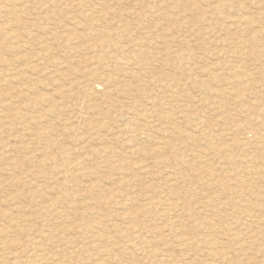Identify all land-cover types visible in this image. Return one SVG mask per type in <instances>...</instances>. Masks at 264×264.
I'll return each mask as SVG.
<instances>
[{
	"label": "rangeland",
	"instance_id": "obj_1",
	"mask_svg": "<svg viewBox=\"0 0 264 264\" xmlns=\"http://www.w3.org/2000/svg\"><path fill=\"white\" fill-rule=\"evenodd\" d=\"M257 134L264 0H0V264H264Z\"/></svg>",
	"mask_w": 264,
	"mask_h": 264
},
{
	"label": "bare ground",
	"instance_id": "obj_2",
	"mask_svg": "<svg viewBox=\"0 0 264 264\" xmlns=\"http://www.w3.org/2000/svg\"><path fill=\"white\" fill-rule=\"evenodd\" d=\"M175 1V0H174ZM183 2V1H182ZM9 7V6H8ZM106 8V7H105ZM7 11V10H6ZM97 11V10H96ZM260 13H262V12H260ZM92 15V14H91ZM97 15H99V14H97ZM108 18V17H107ZM253 21V20H252ZM107 22V21H106ZM254 22V21H253ZM22 24V23H21ZM25 25V24H24ZM30 26V25H29ZM22 27V26H21ZM95 27V26H94ZM106 29H108V28H106ZM18 30V29H17ZM99 30V29H98ZM107 32H109V31H107ZM261 36V35H260ZM112 37V36H111ZM240 44V43H239ZM111 46V45H110ZM15 49V48H14ZM104 49V48H103ZM136 51V50H135ZM139 51V50H138ZM138 53V52H137ZM142 53V52H141ZM104 54V53H103ZM142 55V54H141ZM42 56V55H41ZM129 57V56H128ZM256 57V56H255ZM43 58H44V56H43ZM39 59V58H38ZM50 59V58H49ZM140 59V58H139ZM4 60V59H3ZM153 63V62H152ZM184 63V62H183ZM245 64V63H244ZM125 65V64H124ZM189 65V64H188ZM220 65H222V64H220ZM124 67V66H123ZM189 67V66H188ZM191 67V66H190ZM35 68V67H34ZM221 69V68H220ZM144 70V69H143ZM216 70V69H215ZM130 71H132V70H130ZM140 71V70H139ZM234 71V70H233ZM236 71H238L237 69H236ZM257 71V70H256ZM136 72V71H135ZM145 72V71H144ZM133 73H134V71H133ZM213 73V72H212ZM211 73V74H212ZM235 73V72H234ZM104 74V73H103ZM214 74V73H213ZM108 75V74H107ZM114 75H116V74H114ZM147 75V74H146ZM224 75V74H223ZM237 75H239L240 76V74H237ZM238 76V77H239ZM134 77V76H133ZM247 77V76H246ZM152 78V77H151ZM249 78V77H248ZM255 78V77H254ZM105 79H107V78H105ZM138 79V78H137ZM197 79V78H196ZM239 79V78H238ZM116 80V79H115ZM157 80V79H156ZM233 80H235V79H233ZM237 80V79H236ZM241 80V79H240ZM239 80V81H240ZM248 80V79H247ZM250 81H251V79H249ZM255 80V79H254ZM146 81V80H145ZM243 81V80H242ZM241 81V82H242ZM181 82V81H180ZM240 83V82H239ZM238 83V84H239ZM93 84V83H92ZM113 84V83H112ZM144 84V83H143ZM235 84V83H234ZM237 84V83H236ZM237 84V85H238ZM242 84V83H241ZM233 85V84H232ZM232 85H230V86H232ZM113 86V85H112ZM239 86V85H238ZM185 87V86H184ZM225 87V86H224ZM241 87V86H240ZM205 88V87H204ZM233 88H234V86H233ZM248 88V87H247ZM202 89V88H201ZM237 88H235V90H236ZM239 89V88H238ZM237 89V90H238ZM27 90V89H26ZM141 90V89H140ZM165 90V89H164ZM235 90H233V91H235ZM237 90H236V96H239V94L238 93H240V92H237ZM120 91V90H119ZM144 91V90H143ZM159 91V90H158ZM179 91V90H178ZM232 91V92H233ZM243 91V90H242ZM241 91V92H242ZM93 92V91H92ZM140 92V91H139ZM167 92V91H166ZM231 92V93H232ZM244 92V91H243ZM257 92V91H256ZM112 93V92H111ZM223 93H225V92H222V91H220V93H219V99H223V95H225V94H223ZM100 94V93H99ZM126 94V93H125ZM167 94V93H166ZM241 94V93H240ZM142 96V95H141ZM203 96V95H202ZM233 96V95H232ZM17 97V96H16ZM106 97V96H105ZM114 97V96H113ZM122 97V96H121ZM190 97V96H189ZM205 97V96H204ZM169 98H171V97H169ZM98 100V99H97ZM145 100V99H144ZM201 100V99H200ZM95 101V100H94ZM110 101V100H109ZM155 101V100H154ZM216 101V100H215ZM220 101V100H219ZM110 102H112V101H110ZM151 102V101H150ZM196 102V101H195ZM223 102V101H222ZM144 103V102H143ZM105 104V103H104ZM128 104V103H127ZM130 104V103H129ZM137 104V103H136ZM140 104V103H139ZM177 104V103H176ZM251 104V103H250ZM116 105V104H115ZM114 105V106H115ZM144 105V104H143ZM97 106V105H96ZM179 106V105H178ZM224 106V105H223ZM242 106V105H241ZM9 107V106H8ZM245 107V106H244ZM92 108V107H91ZM128 108V107H127ZM130 108V107H129ZM175 108V107H174ZM10 109V108H9ZM109 109V108H108ZM148 109H149V107H148ZM138 110H139V108H138ZM147 110V109H146ZM155 110V109H154ZM196 110V109H195ZM227 110V109H226ZM144 111V110H143ZM168 111V110H167ZM257 111V110H256ZM94 112V111H93ZM241 112H243V111H241ZM149 113V112H148ZM163 113V112H162ZM222 113V112H221ZM236 113V112H235ZM246 113V112H245ZM149 114H151V113H149ZM199 114V113H198ZM220 114V113H219ZM257 114V113H256ZM59 115V114H58ZM129 115V114H128ZM155 115V114H154ZM129 116H131V115H129ZM139 116V115H138ZM218 116V115H217ZM245 116V115H244ZM153 117V116H152ZM203 117V116H202ZM211 117V116H210ZM235 117H238V116H235ZM262 117V116H261ZM133 118V117H132ZM171 118V117H170ZM175 118V117H174ZM186 118V117H185ZM207 118V117H206ZM217 118V117H216ZM259 118H260V116H259ZM100 119V118H99ZM120 119V118H119ZM187 119V118H186ZM222 119V118H221ZM160 120V119H159ZM263 120V119H262ZM141 121V120H140ZM203 121V120H202ZM239 121V120H238ZM250 121V120H249ZM148 122V121H147ZM186 122V121H185ZM225 122V121H224ZM230 122V121H229ZM132 123V122H131ZM153 123V122H152ZM221 123V122H220ZM226 123V122H225ZM177 124V123H176ZM197 124V123H196ZM215 124V123H214ZM234 124V123H233ZM137 125V124H136ZM183 125V124H182ZM216 125V124H215ZM228 125V124H227ZM245 125V124H244ZM138 126V125H137ZM218 126V125H217ZM224 126H226V125H224ZM243 126V125H242ZM69 127V126H68ZM136 127V126H135ZM143 127V126H142ZM183 127V126H182ZM197 127V126H196ZM250 127V126H249ZM133 128V127H132ZM218 128V127H217ZM222 129V128H221ZM244 129V128H243ZM106 130V129H105ZM163 130H166V129H163ZM171 130V129H170ZM178 130V129H177ZM179 130H180V128H179ZM197 130V129H196ZM183 131V130H182ZM221 131V130H220ZM241 131V130H240ZM253 131V130H252ZM81 132V131H80ZM136 132V131H135ZM147 132V131H146ZM145 132V133H146ZM185 132V131H184ZM92 133V132H91ZM148 133V132H147ZM152 133V132H151ZM169 133V132H168ZM136 134V133H135ZM167 134V133H166ZM194 134H196V133H194ZM177 135H178V133H177ZM208 135V134H207ZM230 135V134H229ZM159 136V135H158ZM193 136V135H192ZM256 136H258V134L256 135ZM259 136H261L260 138H259ZM258 136V138H259V140L260 141H264V137H262V135L260 134ZM136 137H137V135H136ZM174 137V136H173ZM132 138V137H131ZM166 138V137H165ZM177 138V137H176ZM206 138V137H205ZM214 138V137H213ZM81 139V138H80ZM79 139V140H80ZM159 139V138H158ZM257 139V138H256ZM255 139V140H256ZM133 140V139H132ZM173 140V139H172ZM222 140V139H221ZM126 141V140H125ZM194 141V140H193ZM259 141V142H260ZM155 142V141H154ZM209 142V141H208ZM242 142H244V141H242ZM256 143V142H255ZM79 144V143H78ZM214 144V143H213ZM223 145V144H222ZM133 146V145H132ZM210 146V145H209ZM213 146V145H212ZM9 147V146H8ZM129 147V146H128ZM245 147V146H244ZM83 148V147H82ZM92 148V147H91ZM213 148V147H212ZM211 148V149H212ZM139 149V148H138ZM172 149V148H171ZM170 149V150H171ZM141 150V149H140ZM162 150V149H161ZM264 150V149H263ZM262 150H260V152H261ZM11 152V151H10ZM66 152V151H65ZM140 152V151H139ZM192 152V151H191ZM215 152V151H214ZM17 153V152H16ZM88 153V152H87ZM264 153V152H263ZM64 154V153H63ZM105 154V153H104ZM200 155V154H199ZM258 155V154H257ZM202 156V155H201ZM261 156V155H260ZM63 157V156H62ZM67 157V156H66ZM190 157V156H189ZM258 157V156H257ZM254 158H256V157H254ZM3 159V158H2ZM184 160V159H183ZM232 160V159H231ZM248 161V160H247ZM184 162V161H183ZM188 162V161H187ZM249 162V161H248ZM247 162V163H248ZM250 162H252V161H250ZM52 163V162H51ZM77 163V162H76ZM84 163V162H83ZM246 163V164H247ZM254 163V162H253ZM252 163H250L249 165H251ZM81 165V164H80ZM255 165V164H254ZM58 166V165H57ZM186 166V165H185ZM253 166V165H252ZM251 166V167H252ZM70 167V166H69ZM124 167V166H123ZM181 167V166H180ZM258 167V166H257ZM260 167V166H259ZM73 168V167H72ZM84 168V167H83ZM253 168V167H252ZM252 168H250L251 170H252ZM179 169V168H178ZM88 170V169H87ZM123 170V169H122ZM217 172H218V170H217ZM12 173V172H11ZM80 173V172H79ZM96 175V174H95ZM55 176V175H54ZM84 176V175H83ZM73 177V176H72ZM71 178V177H70ZM111 178H113V177H111ZM186 180V179H185ZM246 181V180H245ZM69 183V182H68ZM177 183V182H176ZM59 184V183H58ZM19 185V184H18ZM223 186V185H222ZM15 187V186H14ZM67 187V186H66ZM69 188V187H68ZM53 191V190H52ZM262 191V190H261ZM233 192V191H232ZM54 193V192H53ZM78 193V192H77ZM246 194V193H245ZM157 195V194H156ZM44 196H46V195H44ZM54 196V195H53ZM150 196V195H149ZM175 197V196H174ZM33 198V197H32ZM146 198V197H145ZM255 198V197H254ZM50 200V199H49ZM176 200V199H175ZM245 200V199H244ZM109 201V200H108ZM69 202V201H68ZM253 202V201H252ZM218 203V202H217ZM162 204V203H161ZM237 204V203H236ZM62 205V204H61ZM221 205V204H220ZM247 205V204H246ZM54 206V205H53ZM134 206V205H133ZM203 206V205H202ZM254 206V205H253ZM76 209V208H75ZM149 209H151V208H149ZM246 209V208H245ZM254 209H256V208H254ZM226 210V209H225ZM184 211V210H183ZM262 212V211H261ZM241 215V214H240ZM58 219V218H57ZM245 220V219H244ZM51 221V220H50ZM55 221V220H54ZM256 221V220H255ZM82 222V221H81ZM236 226V225H235ZM57 227V226H56ZM252 227V226H251ZM114 229V228H113ZM231 230V229H230ZM65 231V230H64ZM172 231V230H171ZM263 231V230H262ZM233 232V231H232ZM1 233V232H0ZM64 233V232H63ZM234 233V232H233ZM251 233V232H250ZM218 234V233H217ZM220 234V233H219ZM156 235V234H155ZM117 236V235H116ZM132 236V235H131ZM126 237V236H125ZM113 238V237H112ZM175 238V237H174ZM173 238V239H174ZM109 240V239H108ZM249 240V239H248ZM146 241V240H145ZM106 242V241H105ZM109 242V241H108ZM154 242V241H153ZM180 242V241H179ZM208 242V241H207ZM209 243V242H208ZM15 247V246H14ZM35 247V246H34ZM133 250V249H132ZM213 250V249H212ZM32 251V250H31ZM19 252V251H18ZM138 252V251H137ZM231 254V253H230ZM17 255V254H16ZM47 256V255H46ZM134 256V255H133ZM3 257V256H2ZM57 258V257H56ZM231 258V257H230ZM51 260V259H50ZM58 260V259H57ZM62 260V259H61ZM218 260V259H217ZM230 261V260H229ZM64 264V263H63ZM224 264V263H223Z\"/></svg>",
	"mask_w": 264,
	"mask_h": 264
}]
</instances>
